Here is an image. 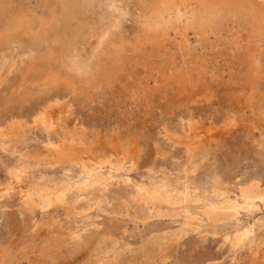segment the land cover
Instances as JSON below:
<instances>
[{
  "label": "rangeland",
  "instance_id": "obj_1",
  "mask_svg": "<svg viewBox=\"0 0 264 264\" xmlns=\"http://www.w3.org/2000/svg\"><path fill=\"white\" fill-rule=\"evenodd\" d=\"M151 1L80 0L85 29H105L104 47L84 56L47 38L0 43V264H251L264 251V205L240 211L252 243L235 248L215 233L230 222L202 220L244 186L264 189V0L199 34L159 32L154 45L145 34L166 21ZM186 1L199 14L236 3ZM58 5L0 0V32L19 10L49 18ZM41 109L55 113L48 128L36 122ZM65 138L110 161L88 189L68 187L84 177L79 161L52 158ZM142 187L163 201H147ZM193 217L207 227L193 230Z\"/></svg>",
  "mask_w": 264,
  "mask_h": 264
},
{
  "label": "bare ground",
  "instance_id": "obj_2",
  "mask_svg": "<svg viewBox=\"0 0 264 264\" xmlns=\"http://www.w3.org/2000/svg\"><path fill=\"white\" fill-rule=\"evenodd\" d=\"M185 2L187 3L185 4L186 6H183L184 2L178 3L177 0H152L149 3L150 5L148 4L149 8L151 9L153 8L154 11L155 9L157 10L156 15H160L162 18L165 17L164 20L166 21V23L165 25L156 28L152 32H151L152 29L148 28V32L145 34L147 43H151L154 45L156 41H159L161 39L157 37L159 36V32L160 34L163 32L164 34H162V37L166 38L167 36H169L170 29H175L176 32H178L180 28H184L185 32L189 30H195L197 34H199V32L202 30L204 26L209 25L215 21H218L225 14L230 13L231 11H234L237 9H239L240 11L244 9V10H247V12L249 13H253L252 11L255 12L254 0H236V3H232L230 1H223L221 8L219 10L216 9L214 5L210 4L209 6H205V9H204L205 13H201L200 11L201 14H199L198 11H196L197 7L194 4L188 3L186 0ZM58 4L59 5L56 6V10H58V12L55 13L52 17L50 16L51 18L50 17L42 18V17H36V16H29L23 10H19V12L16 13L17 16L11 20H8V22H6L4 26L2 27V30L0 32V43L2 44L6 43L8 40L13 39V38L14 39L15 38L16 39L17 38L19 39L20 38L22 39L35 38V40L37 39L40 42H42L43 40L47 38L58 45V47L54 48L55 50L62 51L63 53H66V54H72L74 51H78L81 54V56H84L88 52H90L93 49L94 45L99 46L102 43V41L105 38V34L103 33L105 29L103 31L102 29L101 30L98 29L99 31H94L91 29L90 26L88 29H85V27L87 26L86 21L83 20L81 17H79L80 15H82V12L85 10L83 2H80V0H58ZM249 5L252 7V9L250 8ZM171 13H173V15H171ZM249 13L246 15V17L249 16ZM256 14L258 13L256 12ZM12 16H13V13H12ZM242 16L244 17V15ZM107 31L109 30H106V32ZM101 45L102 47H104L103 43ZM101 57H102V54L100 58ZM66 61L67 60L64 61L65 64L68 63V62L66 63ZM86 61L87 60L85 59V62ZM3 69H4V65L0 63V73L3 71ZM90 70H92V68H90ZM105 72H108V71L106 70L103 73ZM92 76L93 78H91V80L95 82L98 81V84L102 83L101 76H97V74H93ZM58 101L60 102L59 99ZM55 103L56 104L52 106L50 104H49L50 106L47 105L51 111L53 109V106L58 105V102L55 101ZM48 108L45 107V109H48ZM51 114L53 115L51 116ZM54 115H55L54 112L52 113L49 111L48 113V112H44V110L41 109V111H39L38 114L36 115V122L37 123L40 122L41 125H44L46 128H48L50 127L51 119L54 117ZM199 137L201 136L198 135L197 138ZM77 146L78 145L73 138L71 139L65 138L61 140L58 145L52 144L49 150L52 151L50 153H52V158H54L53 159L54 161H58V162L59 161H69V160L79 161V164L82 168V175H84V177L80 180V183L78 185L74 183L68 187L73 186L76 189L78 188V189L84 190V189H88L89 187L94 185L99 179H101L100 177H102L103 172H104L103 167L104 165L110 163V161L105 160V158L104 159L102 158L104 160L102 161L100 154L98 155L95 152L93 153L90 150H87L85 148H77ZM104 157H105V154H104ZM24 173L25 172L16 174L13 177L17 184L20 183V179L22 178V175ZM214 188H215L214 191L218 193L220 197H223L225 195L224 192H220V188H221L220 181L217 179L214 182ZM13 189L14 188L8 187V191L10 190L12 191ZM137 193L138 195H144L147 198V201L149 200L151 202H160V203L163 201L159 193L154 194L153 191L147 188H144V187L137 189ZM239 193H240L239 197L235 199L234 201L224 199V200H221L220 202L210 204L207 206L206 210H204L202 213V220L203 222L207 223V225H211V224L214 225L215 222H221V223L230 222L227 225L234 226V229L232 230L230 229V231L227 229V227H224V230L215 232L217 235L223 233L222 238H223L224 243L230 242L232 247L234 248L242 246L246 241H249V244L252 243L251 240H252L253 226L244 227L240 225L239 220H238L240 211L246 210V212L252 213V212L259 210L260 205H264V189L261 188L259 184L256 182L248 186H244L243 188L240 189ZM61 195L58 196V200L63 199V198L61 199ZM165 198L167 197L165 196ZM193 218L195 219L190 218L191 220L187 223V225L191 226L193 230H198L199 228L201 229V228L207 227L206 225L197 224L196 217H193ZM251 264H264V251L256 250L254 252V256H253Z\"/></svg>",
  "mask_w": 264,
  "mask_h": 264
}]
</instances>
